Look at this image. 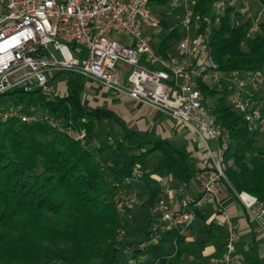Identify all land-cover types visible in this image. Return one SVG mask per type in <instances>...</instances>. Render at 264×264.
Segmentation results:
<instances>
[{"label":"trees","instance_id":"trees-1","mask_svg":"<svg viewBox=\"0 0 264 264\" xmlns=\"http://www.w3.org/2000/svg\"><path fill=\"white\" fill-rule=\"evenodd\" d=\"M167 1L149 0V5H165ZM213 2L196 0L195 10L201 18V30L208 29V43L218 68L264 71V14L260 23L263 34L248 36L251 17L232 24V8L219 16L218 26H214L213 17L207 22ZM258 3L264 6V0ZM161 25L167 27L163 21ZM178 38V27L162 34L158 44L161 55ZM66 74L65 94L50 101L38 96L24 103L20 98L16 104L24 103L25 110L32 106L37 112L48 111L53 119L59 118L60 127L80 132L82 140L44 122L28 124L16 117L0 122V264H128V259H118V253L128 249L133 258L151 254L152 261L175 264L182 234L172 229L160 232L155 239L154 230L140 225L142 241L119 239L124 225L113 198L119 189H132L137 182L143 185V177L157 171L188 182L195 173L188 156L162 139L128 129L108 110L85 109L80 96L83 75ZM200 87L214 97L213 112L229 139L225 160H231V165L225 170V185L234 196L245 191L264 202V137L248 130L224 93L217 95L205 84ZM34 93L37 90L27 94ZM102 119L113 120L121 133L94 143L96 123ZM155 153L159 155L154 168L124 185L132 168H143ZM144 187L149 208L155 205L158 188ZM173 242L176 250L169 258ZM141 243H146L143 250L138 248ZM242 258L244 264H260L254 244L242 252Z\"/></svg>","mask_w":264,"mask_h":264},{"label":"built area","instance_id":"built-area-1","mask_svg":"<svg viewBox=\"0 0 264 264\" xmlns=\"http://www.w3.org/2000/svg\"><path fill=\"white\" fill-rule=\"evenodd\" d=\"M238 1L247 4L245 0H214L205 20L209 22L213 17L218 22L227 8L238 14ZM195 4L196 0H168L161 5L174 12L177 19L175 26L164 28L149 0H0V95L12 90H37L42 99L54 100L62 94L51 85V76L72 71L168 113L203 143L211 158V170L198 176L197 196L185 194L186 184L182 183L169 191L173 207H168L163 199L156 201L152 207V212L159 214L153 229L155 239L160 232L172 229L182 234L192 225L196 210L217 198L227 182L225 170L231 160H225V151L229 139L213 108L207 106L200 84L224 93L248 130L264 137V71L220 70L211 54L208 29L201 30ZM260 8L251 17L248 36L261 30L264 6ZM174 27H178L179 38L161 55L151 44L147 30L163 34ZM114 35L124 36L127 42ZM71 45L76 47L73 51ZM79 48L84 52H79ZM25 109L24 103L16 104L15 109H0V122L14 117L28 124L44 122L82 140L80 132L60 127L48 111L37 112L32 106ZM142 173L141 166L135 165L124 185L137 181ZM134 194L129 187L119 189L113 198L117 211L131 208L136 200ZM236 197L256 224L264 251V202L245 191L236 192ZM221 213L226 237L222 254L215 256L212 263L236 264L238 232L229 214L225 210ZM123 232L120 230V234ZM145 245L141 243L138 248L143 250ZM175 250L173 242L169 258ZM128 264L141 262L132 258Z\"/></svg>","mask_w":264,"mask_h":264},{"label":"crops","instance_id":"crops-1","mask_svg":"<svg viewBox=\"0 0 264 264\" xmlns=\"http://www.w3.org/2000/svg\"><path fill=\"white\" fill-rule=\"evenodd\" d=\"M161 5H158L159 7ZM151 34V44L158 49V35L155 30H147ZM164 34V33H163ZM162 35V33H160ZM121 35H114L116 39ZM119 40V39H118ZM121 41V40H120ZM122 42H127L124 38ZM82 49H79V52ZM159 51V50H158ZM50 83L59 94L66 93L67 74L66 72H57L50 78ZM81 102L87 110H108L115 114L124 125L139 134H149L155 138L162 139L172 146L180 149L188 156V163L194 168L195 173L188 182H185V194L191 196L198 195L199 175H207L212 167V162L207 150L199 137L186 125L174 120L168 113L156 110L151 106L134 100L125 94L114 92L104 86L100 81L83 76V87L81 90ZM100 122H111L118 128L117 136L120 135L121 129L117 123L111 119H102ZM212 148L214 143H211ZM157 155L153 163H150L153 156ZM142 168L143 172H148L155 166L158 159V153ZM144 184L158 188V194L155 203L163 199L168 207H173L169 200V191L177 188L181 182L175 180L165 171H157L149 176L143 177ZM143 193L148 196L147 189L142 188ZM148 199V198H147ZM154 206V205H153ZM148 208L156 223L158 213L152 212V207ZM225 210L238 232L236 242V264H244L242 252L247 250L253 244L258 249L260 264H264V251L262 248V237L258 232L256 224L251 220L241 202L234 196L224 184L217 198L205 202L199 209L192 225L182 233L184 238L180 249L181 253L175 261V264H213L212 259L220 256L223 252V244L226 237V229L223 225L221 211ZM150 229V228H149ZM167 247V245H166ZM132 259V250L129 249ZM141 264H149L153 257L151 254H138Z\"/></svg>","mask_w":264,"mask_h":264},{"label":"rangeland","instance_id":"rangeland-1","mask_svg":"<svg viewBox=\"0 0 264 264\" xmlns=\"http://www.w3.org/2000/svg\"><path fill=\"white\" fill-rule=\"evenodd\" d=\"M247 3V7L245 4L240 3L238 1L237 7L241 8V12L238 14L235 13V11L232 14V24H235L237 22H242L246 17H255L258 11L261 9L260 5L258 3V0H245ZM152 11L158 15V17L161 19V21L165 22L168 27H173L177 24L176 14L172 11H170L169 8L166 6H152ZM180 10L178 9V12ZM262 19V17H261ZM214 26H218V22H214ZM160 31L157 32L158 40H160L161 35ZM259 34H263V30L261 29ZM255 34H252L251 36H254ZM119 40L123 41L124 36H118ZM174 41V40H173ZM73 47L71 45V49L73 51ZM80 49V48H79ZM83 51V49L81 50ZM56 56L59 57V54L55 52ZM215 88V87H214ZM217 92V95L221 94V92ZM40 96L38 93L34 94H27L22 91H10L8 93L0 95V109L8 110V109H15L16 106V100L22 99V101L27 102L30 97L35 101L37 97ZM206 98V104L210 108H213L214 106V97L210 95L204 94ZM54 121H56L59 124V118H55ZM96 131L98 133V136L94 139V143H98L99 140L102 139H113L117 136L118 128L113 125L111 122H100L96 125ZM259 145L262 144V140L258 142ZM157 155L153 156V159H151L150 163H153ZM152 158V157H151ZM139 183V182H137ZM135 184L133 188L131 189L132 192H134L136 196V200L134 202V205L131 208H128L124 211H118L120 214L122 220H123V227L121 229L124 230L122 234H119V239H123L126 241H134L139 242L143 240V233L138 229V227L148 225L151 230L154 229L156 226V220L155 218L150 215L147 207V198L146 193H143V187L141 183ZM129 250V249H128ZM131 257L130 253L126 250H122L118 253V259L120 261H125ZM54 264V263H51Z\"/></svg>","mask_w":264,"mask_h":264}]
</instances>
